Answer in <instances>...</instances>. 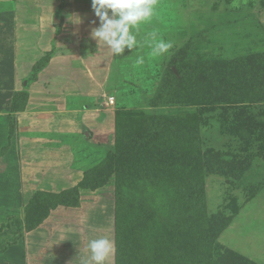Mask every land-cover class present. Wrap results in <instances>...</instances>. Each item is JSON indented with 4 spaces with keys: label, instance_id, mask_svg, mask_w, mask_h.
Masks as SVG:
<instances>
[{
    "label": "rangeland",
    "instance_id": "374dc122",
    "mask_svg": "<svg viewBox=\"0 0 264 264\" xmlns=\"http://www.w3.org/2000/svg\"><path fill=\"white\" fill-rule=\"evenodd\" d=\"M98 26L91 0H0V264H80L90 256L89 241L100 237L113 242L107 264H117V184L108 168L91 176L93 188L80 190L79 208L49 211L38 228L42 239L27 230L26 207L38 191L77 186L114 152L117 112L193 110L209 152L203 188L213 264L233 254L264 264V140L244 142L230 131L242 106L264 119V0H157L155 16L137 32L140 46L119 56L91 38ZM151 32L172 43L166 54H152ZM179 49L191 66L224 63L236 82L258 86L246 99L216 104L180 106L165 101L168 92L157 101ZM22 103L23 111H12ZM133 223L125 240H132ZM134 244L141 245L138 232Z\"/></svg>",
    "mask_w": 264,
    "mask_h": 264
},
{
    "label": "trees",
    "instance_id": "16d2710c",
    "mask_svg": "<svg viewBox=\"0 0 264 264\" xmlns=\"http://www.w3.org/2000/svg\"><path fill=\"white\" fill-rule=\"evenodd\" d=\"M186 57L185 49L175 52L157 101H164L163 95L168 92L165 101L180 106L216 104L237 100L241 95L246 99L258 86L255 80L248 83L239 78L236 82L230 73L227 75L229 67L224 63L210 68L191 66ZM47 61L46 57L35 64V77ZM253 70L257 72L258 68ZM23 96L27 97L25 92L16 94V98ZM24 104L20 108L14 104L12 111H23ZM232 123L231 133L242 141L249 142L253 137L264 140V119L248 107L238 108ZM200 124L196 110L157 117L117 112L114 152H109L101 165L86 170L77 186L55 193L36 192L26 207L27 230L38 229L49 211L59 206L79 208L80 190L89 189L91 176L108 168L115 173L117 184V264H213L214 227L206 215L203 188L204 161L209 152L201 148ZM129 221L134 222L131 241L124 237L129 234ZM137 232L141 245L134 244ZM221 263L254 264L235 254Z\"/></svg>",
    "mask_w": 264,
    "mask_h": 264
},
{
    "label": "clouds",
    "instance_id": "9594fccd",
    "mask_svg": "<svg viewBox=\"0 0 264 264\" xmlns=\"http://www.w3.org/2000/svg\"><path fill=\"white\" fill-rule=\"evenodd\" d=\"M91 7L99 21V26L91 29V38L98 44L103 42L113 55L119 56L126 49L132 51L140 46L137 32L140 25L155 16L157 0H91ZM146 41L153 55H164L172 48L171 42L158 40L155 32L148 33ZM139 62L143 63L142 58ZM88 249L90 256L80 264H107L114 251L113 242L107 237L90 240Z\"/></svg>",
    "mask_w": 264,
    "mask_h": 264
},
{
    "label": "crops",
    "instance_id": "0c3cea01",
    "mask_svg": "<svg viewBox=\"0 0 264 264\" xmlns=\"http://www.w3.org/2000/svg\"><path fill=\"white\" fill-rule=\"evenodd\" d=\"M61 191H62V190H60V191H56V192H61ZM48 192H51V191L49 190ZM54 193H55V192H54ZM37 231H38V232H37ZM33 232H34V233H33ZM36 233L39 234L37 238L42 239V237H41V236H42V235H41L42 232L40 233V229H39V230L37 229V230L32 231L31 234L35 235ZM35 236H36V235H35ZM28 245H29V247H30L31 243H28ZM28 245H27V246H28ZM27 246H26V247H27ZM37 247H40V245H37ZM30 253H31V252H30ZM24 255H25V254H24Z\"/></svg>",
    "mask_w": 264,
    "mask_h": 264
},
{
    "label": "built area",
    "instance_id": "2783aa9c",
    "mask_svg": "<svg viewBox=\"0 0 264 264\" xmlns=\"http://www.w3.org/2000/svg\"><path fill=\"white\" fill-rule=\"evenodd\" d=\"M109 103H110L111 105H113V104H114V98H111Z\"/></svg>",
    "mask_w": 264,
    "mask_h": 264
}]
</instances>
